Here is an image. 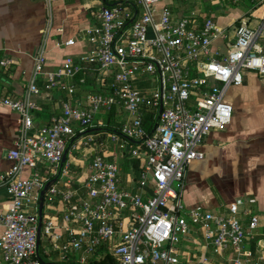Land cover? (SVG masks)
<instances>
[{"label": "built area", "instance_id": "1", "mask_svg": "<svg viewBox=\"0 0 264 264\" xmlns=\"http://www.w3.org/2000/svg\"><path fill=\"white\" fill-rule=\"evenodd\" d=\"M162 1L110 0L111 6L100 8L96 24L80 37L89 50L65 57L54 71L44 70L43 52H36L27 95L39 93L37 77H42L44 91L74 95L86 83L84 76L92 75L101 92L87 93L82 104L61 101V113L34 130L35 104L28 96L0 99L20 117L18 137L6 153L13 166L0 173V188L10 196L0 217V264H46L36 249L39 224L49 252L62 254V260L77 254L81 264L106 256L117 264H218L226 257L228 264H263L250 261L244 249L256 237L257 215L240 208L239 202L228 205L225 213L188 209L181 193L188 166L203 159L199 148L205 138L231 122L227 91L242 85L245 73L264 77V16L255 28L233 23L229 34L211 19L200 27L188 17L175 20L167 6L157 14ZM217 38L226 42L225 53L212 52ZM74 42L69 39L64 45ZM9 65V59L0 61L3 68ZM112 108L123 111L127 120L119 133H111V141L137 142L128 152L139 164L135 189L121 186L118 165L101 154L91 156L90 174L80 186L85 197L51 185L43 200L51 204L59 198L65 205L62 218L69 239L60 245L54 219L39 220L40 192L48 179L37 172L21 178V170L36 168L39 162L58 170L68 144L74 149L73 139H83L94 115ZM150 112L155 122L148 133L143 117ZM85 137L82 144L87 146L93 137ZM68 171L64 164L61 174Z\"/></svg>", "mask_w": 264, "mask_h": 264}, {"label": "crops", "instance_id": "2", "mask_svg": "<svg viewBox=\"0 0 264 264\" xmlns=\"http://www.w3.org/2000/svg\"><path fill=\"white\" fill-rule=\"evenodd\" d=\"M103 6H111L110 0H56L51 4L47 0H0V61L11 60L7 69L0 66V99H24L28 96L35 104L32 110L34 130L47 125L52 117L61 113V101L82 104L87 93L101 92L99 82L95 83L89 77L92 75H86V83L78 85L79 90L74 95L61 89L44 91L42 77H37L35 81L39 93L27 95L36 52H43L46 59L44 70L54 71L65 57H78L88 51V44L80 37L86 36L85 31L96 24L95 14ZM164 6L169 8L175 20L188 17L195 26L200 27L205 19H211L229 34H232L230 26L233 23L242 21L255 28L264 16V3L258 0H190L186 4L163 0L157 6V14ZM69 39H74V45L66 47L64 43ZM225 43L217 38L211 45L212 52L225 53ZM261 44L264 48V37ZM87 77L90 78L88 81ZM77 80L78 77L65 83ZM226 101L233 109L231 122L223 131L210 132L201 144L199 150L204 156L187 168L181 193L182 203L188 209L201 207L222 213L226 212L228 205L236 202L241 203L240 208H248L259 217V227L256 237L247 241L244 249L250 252V261L259 260L264 264V77L245 73L242 85L227 91ZM126 120L127 115L115 108L95 114L92 127L88 130H101L84 134L82 140L73 139L72 145L75 147L72 150L68 144L64 164L69 165V171L65 175L60 174L52 185L75 189L79 197H85V190L80 186L90 174L91 156L101 154L118 165L121 186L133 191L137 178L133 163L138 162L130 160L128 152L135 143L126 139L112 142L111 132L105 128L108 123L124 124ZM19 127V115L0 103V173L13 166L6 153L13 149ZM87 135L92 136L93 140L85 146L82 142ZM78 145L86 149L81 159L75 157ZM36 172L49 182L56 177L58 170L39 162L36 168L23 167L20 177L28 179ZM150 195L151 191L143 197ZM9 203V194L5 188H0V217L6 213ZM64 210L65 205L59 198H55L51 204L43 200L41 216L54 219L60 245L69 239L62 218ZM1 229L0 224V233ZM42 239L45 263H50V253L57 254L63 261L62 254L47 251V241L43 236H40L39 249ZM190 252L188 255L191 256ZM100 261L92 258L84 264ZM218 264H228L227 257L220 259Z\"/></svg>", "mask_w": 264, "mask_h": 264}, {"label": "trees", "instance_id": "3", "mask_svg": "<svg viewBox=\"0 0 264 264\" xmlns=\"http://www.w3.org/2000/svg\"><path fill=\"white\" fill-rule=\"evenodd\" d=\"M10 98V97H8ZM109 123L111 122V120L108 121ZM155 122V117L153 113H146L143 117V127L144 129L150 133L152 126L154 125ZM107 124L105 125L106 129L109 130L111 133H119L120 129L122 127V123H114L113 124ZM135 170H136V176H138V172H139V164H135L133 163ZM94 264H117V262L111 257V256H107L104 260L98 262V263H94Z\"/></svg>", "mask_w": 264, "mask_h": 264}, {"label": "water", "instance_id": "4", "mask_svg": "<svg viewBox=\"0 0 264 264\" xmlns=\"http://www.w3.org/2000/svg\"><path fill=\"white\" fill-rule=\"evenodd\" d=\"M161 109L162 107L160 106V109H159V112H161ZM101 129H91V130H88L86 131L84 134H90V133H93V132H97V131H100ZM131 142L133 143H137L136 141H133L131 140ZM67 149L64 151L63 153V156H62V160H61V163L58 167V172H57V175L54 179H52L51 181L47 182L43 189L41 190L40 192V197H39V220H41V215H42V208H43V197H44V194L45 192L48 190V188L54 184L56 182V180L59 178L60 174H61V170H62V167L66 161V156H67ZM39 244H40V224L38 226V229H37V244H36V249L38 251L39 249ZM46 264H51V263H46Z\"/></svg>", "mask_w": 264, "mask_h": 264}, {"label": "rangeland", "instance_id": "5", "mask_svg": "<svg viewBox=\"0 0 264 264\" xmlns=\"http://www.w3.org/2000/svg\"><path fill=\"white\" fill-rule=\"evenodd\" d=\"M94 82L96 83V80H94ZM76 130H77V128H76ZM77 147H79V148H78V150L76 152L75 157L77 159H81V158H83V155H84V152H85L86 149H84V147L79 146V145ZM69 158H70V156H69ZM43 244H44V239L41 240L39 253H40V256L43 259H46V256L43 254V249H42ZM47 251H49L48 248H47ZM64 257H65V260L66 259L67 260L66 261H64V260L61 261L60 257L57 254H53V253L49 254V260H50L51 264H79V256L77 254H75L74 256H68V257L64 256Z\"/></svg>", "mask_w": 264, "mask_h": 264}]
</instances>
